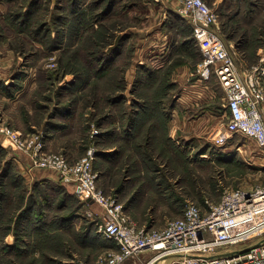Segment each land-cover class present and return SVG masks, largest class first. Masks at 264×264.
Segmentation results:
<instances>
[{
  "label": "rangeland",
  "instance_id": "rangeland-1",
  "mask_svg": "<svg viewBox=\"0 0 264 264\" xmlns=\"http://www.w3.org/2000/svg\"><path fill=\"white\" fill-rule=\"evenodd\" d=\"M107 1L112 9L97 20ZM204 1L238 64L264 65V0ZM98 2L0 0V122L21 138L38 134L45 151L71 161L93 145L97 187L125 209L135 204L127 212L138 226L162 227L188 200H217L225 187L264 184V150L252 139L214 143L224 91L201 76L192 27L169 21L166 41L156 40L151 30L170 3ZM175 103L179 124L170 121ZM0 136V264L91 262L112 245L97 230L98 204L79 199L53 169L28 171L20 149Z\"/></svg>",
  "mask_w": 264,
  "mask_h": 264
},
{
  "label": "built area",
  "instance_id": "built-area-1",
  "mask_svg": "<svg viewBox=\"0 0 264 264\" xmlns=\"http://www.w3.org/2000/svg\"><path fill=\"white\" fill-rule=\"evenodd\" d=\"M178 16L192 27L203 78L213 75L224 91L225 122L214 137L224 146L233 135L252 139L264 150V65L245 69L220 33L217 12L204 0H179ZM0 131L27 158L28 171L53 169L76 196L101 208L98 232L115 243L91 262L77 264H264V184L225 187L217 200H188L179 217L162 227L138 226L115 194L97 187L95 147L69 160L45 151L38 134L20 137L0 122Z\"/></svg>",
  "mask_w": 264,
  "mask_h": 264
},
{
  "label": "crops",
  "instance_id": "crops-1",
  "mask_svg": "<svg viewBox=\"0 0 264 264\" xmlns=\"http://www.w3.org/2000/svg\"><path fill=\"white\" fill-rule=\"evenodd\" d=\"M156 1H158V0H156ZM166 2L167 3H170V5L167 7V5H166ZM108 3H109V1H107L106 2V4L104 5V7L107 5V8H108V10H111L112 9V5L109 7V5H108ZM160 3H162L163 5H160L161 7H163V6H165V8H166V11L167 12H165L164 14H163V19L164 20H162V24H161V26H160V28H154L153 30H151V36H153L155 39L156 38H158V36L161 34L162 35V40H164V41H166V37H167V33L166 32H170V30H168V31H166V29L168 28V27H170L169 26V24H168V22L169 21H172V23H173V25H171V27L170 28H173V26H178V25H180V24H183V25H188V26H190V28H191V25H190V23L185 19V18H183V17H180V16H178L177 15V13H176V9L178 8V6L180 5V2H179V0H161V2ZM134 6V4H132L131 5V7H133ZM130 7V8H131ZM82 9V8H81ZM153 31V32H152ZM163 32H165V33H163ZM153 37H151V38H153ZM150 38V39H151ZM145 39H148V38H145ZM156 40H158V39H156ZM119 45L120 44H118V43H116L115 45H113V46H110L111 48H108V50H106V52L104 53V54H106L107 56H111V52H112V54H114L118 49H119ZM157 45V44H156ZM114 56H116V54L114 55ZM103 59V58H102ZM116 62L117 61V58H114L113 60H112V62ZM110 62V61H109ZM108 63V62H107ZM110 64V63H109ZM109 64H107L108 66H109ZM108 66L106 67V68H108ZM11 77V76H10ZM13 78V77H12ZM125 78V77H124ZM2 98H4V96L2 95ZM179 101V100H178ZM181 106V104H178V103H175V105H173L172 107H171V112H170V115H171V117H170V121H171V123L173 122V123H177V124H179V123H182V122H180L181 120L179 119V117L176 115V111H177V109L176 108H178V107H180ZM65 109V108H64ZM134 110H136V109H133V111ZM55 111H53L52 112V114L50 115V120H46V117H47V115H45V117H43L42 118V120H41V124H43L44 123V125L48 122V121H51V119H53V118H56V116H55V113H54ZM54 113V114H53ZM56 115H57V113H56ZM204 117H206L205 115H204ZM204 117H202V115H199V116H197V121H200V119H202V118H204ZM169 121V122H170ZM56 136L57 135H55V134H52L51 136H49L48 138H49V141L51 142V141H53L55 138H56ZM2 138H1V136H0V140H1ZM55 140H57V139H55ZM50 142H48V143H50ZM98 153H102L101 152V150H99V152ZM117 157H119V155L117 154ZM27 159V158H26ZM25 159V157H24V160H26ZM118 159V158H117ZM34 171V173H36L37 175H40V173H37V170L36 169H33ZM125 180H129L128 178H126ZM67 185H69V186H71L72 188H73V185H71V184H67ZM74 189V188H73ZM118 191H120V193L118 192V194H121V192L122 191H124L123 189H119ZM73 192H74V190H73ZM75 194V193H74ZM135 206V204H127L126 205V210H128L129 208H131V207H134Z\"/></svg>",
  "mask_w": 264,
  "mask_h": 264
},
{
  "label": "trees",
  "instance_id": "trees-1",
  "mask_svg": "<svg viewBox=\"0 0 264 264\" xmlns=\"http://www.w3.org/2000/svg\"><path fill=\"white\" fill-rule=\"evenodd\" d=\"M99 2H102V0H99ZM98 2V3H99ZM73 3H74V1H73ZM77 4V3H76ZM76 4H74V5H72V6H75ZM107 5L105 6V7H103V10H102V12L98 15V19L97 20H99V18L101 17V15L103 16L104 14H106L107 13ZM192 39L194 40V38H193V36H192ZM171 101H173V100H171ZM144 109V108H143ZM143 111V112H142ZM145 111H147L146 109H144V110H134V115H133V117L131 118V116H130V119H132L133 120V123L132 124H130L129 125V127L128 128H133L134 126H137V120L138 119H140L141 120V112L142 113H144ZM147 117H152V115H150V116H147ZM138 118V119H137ZM146 119H148V118H144V120H146ZM111 241V243H112V245L111 246H109V247H114L115 246V243L112 241V240H110Z\"/></svg>",
  "mask_w": 264,
  "mask_h": 264
}]
</instances>
